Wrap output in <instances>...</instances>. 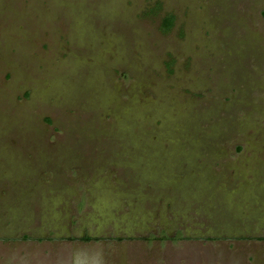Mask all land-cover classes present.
Returning <instances> with one entry per match:
<instances>
[{
  "label": "rangeland",
  "instance_id": "374dc122",
  "mask_svg": "<svg viewBox=\"0 0 264 264\" xmlns=\"http://www.w3.org/2000/svg\"><path fill=\"white\" fill-rule=\"evenodd\" d=\"M0 264H264V0H0Z\"/></svg>",
  "mask_w": 264,
  "mask_h": 264
},
{
  "label": "trees",
  "instance_id": "16d2710c",
  "mask_svg": "<svg viewBox=\"0 0 264 264\" xmlns=\"http://www.w3.org/2000/svg\"><path fill=\"white\" fill-rule=\"evenodd\" d=\"M174 25V17L172 15H169L167 17H165L163 20H162V31L164 33H168L170 32V30L172 29ZM90 239L86 238L84 239V241H89Z\"/></svg>",
  "mask_w": 264,
  "mask_h": 264
}]
</instances>
